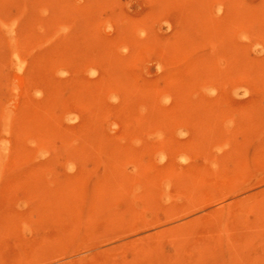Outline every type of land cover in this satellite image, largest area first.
I'll return each instance as SVG.
<instances>
[{
    "label": "rangeland",
    "instance_id": "obj_1",
    "mask_svg": "<svg viewBox=\"0 0 264 264\" xmlns=\"http://www.w3.org/2000/svg\"><path fill=\"white\" fill-rule=\"evenodd\" d=\"M0 264H264V0H0Z\"/></svg>",
    "mask_w": 264,
    "mask_h": 264
}]
</instances>
